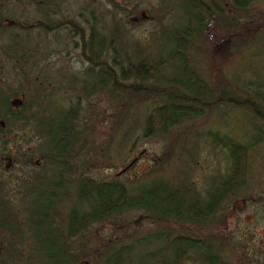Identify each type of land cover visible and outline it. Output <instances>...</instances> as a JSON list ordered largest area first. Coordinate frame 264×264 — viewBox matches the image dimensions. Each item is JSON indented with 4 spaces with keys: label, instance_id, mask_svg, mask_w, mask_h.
Returning <instances> with one entry per match:
<instances>
[{
    "label": "trees",
    "instance_id": "obj_1",
    "mask_svg": "<svg viewBox=\"0 0 264 264\" xmlns=\"http://www.w3.org/2000/svg\"><path fill=\"white\" fill-rule=\"evenodd\" d=\"M263 3L181 0L184 23L163 27L156 46L129 42L124 17L130 11L115 3L124 17H114L109 29L92 24L86 36L77 32L81 56L90 65L84 78L90 87L83 88L84 94L105 93L114 107L105 145L131 121L134 127L126 130L130 138L138 123L144 138L164 141L162 153L140 178L96 180L78 168L86 135L77 117L65 109L46 121L41 106L42 84L48 81L44 71L31 75L38 80L32 100L23 90L5 95L0 91V157L18 159L27 167L25 175L14 179L16 189L13 180L2 178L0 167V264H232L226 237L205 229L225 225L219 212L227 198L246 186L251 151L264 145V79L253 65L262 54L259 48H264V11H256ZM162 16L157 20L166 14ZM204 34L214 46L225 45L247 62L212 80L195 60L198 52L205 53ZM12 43L14 52L21 50L17 38ZM32 48L28 45L13 58L24 62L27 52L37 53ZM18 93L22 104L13 107L10 100ZM220 108L240 109L250 133L241 137L210 127L201 133L224 149L228 164L200 189L191 180L188 164L195 137L185 130L196 122H211L209 115ZM15 129L22 133H13ZM18 138L36 139L39 145L13 156L8 147ZM35 155L39 164L31 166ZM178 161L181 170L175 166ZM13 190L21 196L19 206L11 197ZM131 211H141L157 226L122 239L99 237L85 253L77 248L78 237L90 228L113 223Z\"/></svg>",
    "mask_w": 264,
    "mask_h": 264
},
{
    "label": "rangeland",
    "instance_id": "obj_2",
    "mask_svg": "<svg viewBox=\"0 0 264 264\" xmlns=\"http://www.w3.org/2000/svg\"><path fill=\"white\" fill-rule=\"evenodd\" d=\"M92 1L73 0L63 5L62 17L64 18L60 15L58 17L50 15L48 22L59 24L62 20H69L79 28V32L83 29L82 33L86 36L92 24H96L103 31L104 27L110 28L114 17H124L118 9H114L111 0H95L94 4L89 3ZM115 1L130 11L124 19L128 22L127 38L132 45L138 42L142 46L152 44L156 46V36L160 35L163 27L184 23L181 16V0ZM256 8L257 12H263L264 3L257 5ZM142 13L148 15V18H144ZM163 14L166 16L157 20V17ZM131 16L136 18L132 20ZM255 16L258 18L259 15L255 13ZM28 18L35 23L43 17L41 18V15L31 8ZM203 36L201 45L205 53L198 52L195 60L212 80L218 78L220 73L226 74L234 66H241L247 62V57L229 53L225 45L214 46L205 34ZM19 37L18 35L0 37V49L4 48L3 52L0 51V91L5 95L15 91L20 93L23 90L28 93L27 100H32L38 87L36 83L38 80L33 77L40 72H45L48 81L42 84L45 88L42 93L45 99L41 100V106L46 121L50 122V119L57 117L60 111L65 109L73 118L77 117L78 128L86 135L84 146L78 152L80 155L78 168L96 180L118 178L129 181L143 176L147 166L152 165L153 158L162 153L164 141L160 138H144L138 123L137 126L135 124L130 138L129 134L126 135V130L128 127H134L135 121H131L128 125L124 123L122 134L116 135L112 142H109L108 147L105 145L106 140L109 141L113 125L114 107L112 100L105 93H92L87 97L84 94L83 88L88 91L90 87L88 81L84 80L86 69L90 65L81 56V50L78 48L81 40L77 32L73 30L33 32L26 42L23 36ZM16 38L19 40L21 50L14 52L15 45L12 39ZM25 44L31 45L32 49L37 51L34 56L27 52L26 67L17 60L19 58H13L14 55L20 56ZM259 49L262 54L258 59L253 60V65L264 79L262 68L264 48ZM107 63H110V58H107ZM166 70V72L170 71V69ZM24 75L30 76V79H26ZM14 97L21 98L20 94ZM32 108L35 109V106ZM208 118L211 120L210 124L196 122L185 130L186 133L193 132L195 137V142L191 146L193 159L188 157V164L191 180L200 189L210 181L213 175L224 172L228 164L224 149L214 147L206 134L201 133L208 127L241 137L250 133L249 121L240 109H215ZM196 132L200 135H195ZM13 133L19 135L22 132H16L15 129ZM29 134L31 133H27L26 136L28 137ZM192 134H185V136L189 137ZM17 140L8 147V153L13 156H18L30 149L35 150L39 145L36 139L31 142L23 138ZM250 156V174L246 186L227 198L219 212L224 216L225 225L205 229V233L213 230L218 235L222 234L226 237L225 249L230 255L232 264H264V145L252 150ZM36 159H38L37 155L33 156L31 166H36ZM6 163H8L7 160H0V167L3 169L2 178L13 180L12 188L16 189L18 181L14 179L22 174L25 175L27 167H23L18 159L9 169L5 168ZM177 163L175 165L177 170H181L178 167L180 162ZM22 169H25V172H22ZM168 173L171 174L170 171ZM11 197L19 206L20 194L13 190ZM156 226L157 224L147 222L141 211H131L117 218L113 223L105 222L90 228L89 232L78 237L77 248L85 253L89 248L97 245L99 237L122 239L145 233ZM184 264H199V262L188 260Z\"/></svg>",
    "mask_w": 264,
    "mask_h": 264
},
{
    "label": "flooded vegetation",
    "instance_id": "obj_3",
    "mask_svg": "<svg viewBox=\"0 0 264 264\" xmlns=\"http://www.w3.org/2000/svg\"><path fill=\"white\" fill-rule=\"evenodd\" d=\"M73 0H0V37L3 35H18L24 37V41H28V37L33 32H46V31H70L73 30L75 32H79V28L75 26V24L69 20L61 21L59 24L56 23H50L48 20L51 18L50 15L53 16H61L63 14V5L71 3ZM91 4L95 3V0L92 2H89ZM112 6L113 3L116 5H119L120 7L126 8L120 4H117L115 0H111ZM109 5V3L107 2ZM106 4V5H107ZM31 8L35 10L38 14L41 15L40 20L37 22H31V20L28 18ZM68 15V14H66ZM64 15V16H66ZM144 18H148V15L145 13H142ZM20 18V19H19ZM28 18V19H27ZM64 18V17H62ZM132 20L136 17H130ZM42 25L41 27H38L36 25ZM80 32H83V29L80 30ZM28 49V45L25 44L24 50L26 51ZM0 51H4V49H0ZM27 58V57H25ZM23 66L26 67V59L24 60ZM26 79H30V76L25 75ZM0 125L4 127V122ZM9 156H1L0 160L3 161L7 160L8 163H6L5 168L9 169L11 165L13 166V163L15 159L11 158V161H8ZM37 164V160L35 161ZM39 164V163H38ZM8 165V166H7Z\"/></svg>",
    "mask_w": 264,
    "mask_h": 264
},
{
    "label": "water",
    "instance_id": "obj_4",
    "mask_svg": "<svg viewBox=\"0 0 264 264\" xmlns=\"http://www.w3.org/2000/svg\"><path fill=\"white\" fill-rule=\"evenodd\" d=\"M10 104L13 107H18V106H20L22 104V98L14 97L13 99H11ZM1 124H3V121H1ZM8 161H11V159L8 158Z\"/></svg>",
    "mask_w": 264,
    "mask_h": 264
}]
</instances>
